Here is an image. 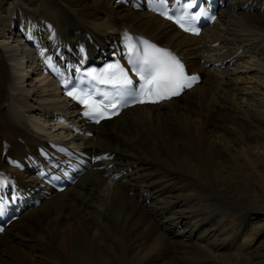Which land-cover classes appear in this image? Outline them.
<instances>
[{
    "label": "bare ground",
    "instance_id": "1",
    "mask_svg": "<svg viewBox=\"0 0 264 264\" xmlns=\"http://www.w3.org/2000/svg\"><path fill=\"white\" fill-rule=\"evenodd\" d=\"M124 29L171 47L202 83L92 139L50 124L72 108L28 44L51 61L79 41L99 57ZM50 138L113 159L12 223L0 264H264V0H229L198 38L120 0H0V161L3 141L15 159Z\"/></svg>",
    "mask_w": 264,
    "mask_h": 264
},
{
    "label": "snow or ice",
    "instance_id": "2",
    "mask_svg": "<svg viewBox=\"0 0 264 264\" xmlns=\"http://www.w3.org/2000/svg\"><path fill=\"white\" fill-rule=\"evenodd\" d=\"M165 0H161L164 3ZM172 19V17H168ZM180 26L185 31L190 29L177 20ZM191 31L198 34V29H191ZM124 39L128 42L126 47L130 52L138 53L137 60L135 62L136 75L144 83L141 86L139 93H136L133 88V81L128 74L121 68L119 75L113 73L106 80H102V83L111 84L116 90L117 94L121 97H131L134 102H158L163 99H169L172 96L179 95L181 90L185 87H191L192 83L198 80L196 76H187L184 72V67L180 61L165 49L157 48L155 45L149 43L146 40H140L139 44H142L143 50L137 47L133 43V38L128 34L124 35ZM83 52V49H81ZM119 67L118 65H109L108 68ZM68 95L76 99L77 96L74 91H69ZM81 103H85L81 100ZM125 106L127 100L124 101ZM90 107V111H86V116L95 114L98 109L93 105ZM112 107L115 108L116 104L113 103ZM99 115L103 116L104 113L100 112ZM99 122V121H97ZM2 214V211H0ZM2 231V229H0Z\"/></svg>",
    "mask_w": 264,
    "mask_h": 264
}]
</instances>
